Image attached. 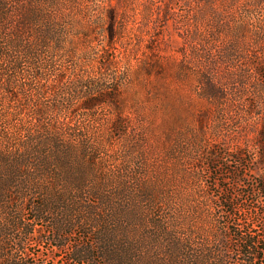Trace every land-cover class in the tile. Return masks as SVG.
Wrapping results in <instances>:
<instances>
[{
	"label": "rangeland",
	"instance_id": "rangeland-1",
	"mask_svg": "<svg viewBox=\"0 0 264 264\" xmlns=\"http://www.w3.org/2000/svg\"><path fill=\"white\" fill-rule=\"evenodd\" d=\"M4 1L0 136L21 145L30 141L27 132L43 134L47 123L83 158L82 191L71 188L77 178L72 172L61 180L64 188L58 176L46 178L45 193L76 195L81 207L103 198L97 207L116 223L119 200L126 204L127 195L139 191L142 201L145 191H221L197 171L207 146L247 149L248 166L264 180L256 147L261 94L230 90L229 105L212 101L203 90L209 69L223 82L263 72L264 6L255 7L254 0ZM39 34L46 39L37 42L41 63L25 44ZM236 46L246 53H234L228 66L221 55ZM20 47L28 51L25 57ZM90 101L94 105L83 111ZM38 108L44 112L40 124L33 118ZM246 109L252 111L248 117ZM79 216L95 222L91 213ZM80 231L74 228L75 238ZM50 247L42 244L35 253L40 250L44 261L58 260L63 253Z\"/></svg>",
	"mask_w": 264,
	"mask_h": 264
},
{
	"label": "trees",
	"instance_id": "trees-1",
	"mask_svg": "<svg viewBox=\"0 0 264 264\" xmlns=\"http://www.w3.org/2000/svg\"><path fill=\"white\" fill-rule=\"evenodd\" d=\"M213 1L216 0L210 3ZM4 2L0 0V20H5ZM253 4L260 8L264 0H254ZM259 23L264 31V22ZM3 40L0 34V61L7 46ZM42 41L46 39L39 34L25 42L33 60L39 63L43 60L37 42ZM20 49L25 57L28 51ZM234 53H246V50L227 47L221 61L229 66ZM235 76V80L230 78L223 82L216 71H205V94L212 101H225L230 105L233 101L228 94L230 90L242 96L252 90L260 93V99L264 100V70ZM93 102H85L81 109L88 111ZM251 114L252 111L246 109L243 115ZM33 115L40 124L39 119L44 115L42 109H36ZM16 116L22 117V114L19 112ZM86 117L90 121L89 116ZM259 121L256 147L258 164L264 168L263 113ZM45 126L43 134L35 130L27 132L30 141L25 140L21 145L15 137L0 136L7 144L0 143L3 166L0 173V264H264V180L255 177L254 169L248 166L247 149L207 146L199 153L198 173H204L206 180L212 179L210 186L221 191L165 194L145 191V201L139 191L127 195L126 204L119 200L115 217L119 222L115 223L113 216L97 207L99 202H105L103 198H97L90 205L86 200L88 207H81L76 195L68 197L62 191L56 198L44 192L48 177L58 176L57 182L66 181L73 172L77 177L70 185L74 191L83 190L84 179L79 150L70 140L52 133L47 123ZM31 162L34 168L30 167ZM230 179L233 182L227 186ZM69 202L73 203L71 209ZM129 205H132L130 209ZM85 213H91L95 222L88 223L84 216L80 218L79 215ZM101 220L103 224L99 225ZM79 227L83 233L80 231L82 235L75 238L73 230ZM46 243L63 255L58 260L50 256L44 261L42 252L35 253V249Z\"/></svg>",
	"mask_w": 264,
	"mask_h": 264
}]
</instances>
